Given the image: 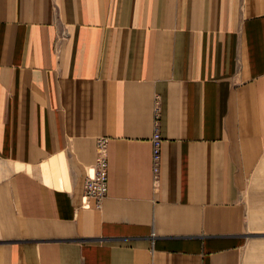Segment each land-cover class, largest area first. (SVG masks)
I'll return each instance as SVG.
<instances>
[{"label":"crops","instance_id":"obj_1","mask_svg":"<svg viewBox=\"0 0 264 264\" xmlns=\"http://www.w3.org/2000/svg\"><path fill=\"white\" fill-rule=\"evenodd\" d=\"M0 264H264V0H0Z\"/></svg>","mask_w":264,"mask_h":264},{"label":"built area","instance_id":"obj_2","mask_svg":"<svg viewBox=\"0 0 264 264\" xmlns=\"http://www.w3.org/2000/svg\"><path fill=\"white\" fill-rule=\"evenodd\" d=\"M160 105L158 97H155L153 107V132L151 143V170L153 185L156 188L160 177L162 144L160 134ZM108 141L102 137L96 142V160L84 182L83 206L89 207L93 201L95 209H100L103 199L106 197L108 185Z\"/></svg>","mask_w":264,"mask_h":264}]
</instances>
